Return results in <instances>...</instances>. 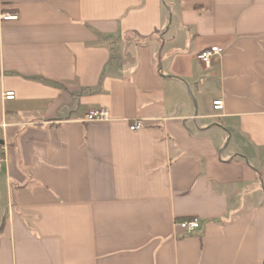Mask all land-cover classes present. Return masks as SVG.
<instances>
[{"label":"crops","instance_id":"1","mask_svg":"<svg viewBox=\"0 0 264 264\" xmlns=\"http://www.w3.org/2000/svg\"><path fill=\"white\" fill-rule=\"evenodd\" d=\"M0 154V264H264V0H0Z\"/></svg>","mask_w":264,"mask_h":264},{"label":"built area","instance_id":"2","mask_svg":"<svg viewBox=\"0 0 264 264\" xmlns=\"http://www.w3.org/2000/svg\"><path fill=\"white\" fill-rule=\"evenodd\" d=\"M3 19H16L15 16H3ZM220 53V50L217 47H212L208 50H203L197 55L198 61L205 66H208L211 63L212 58L217 57ZM4 99L6 100H13L15 95L13 92H6L3 95ZM213 110L221 111L223 109V101L221 99L215 100L212 103ZM108 111L106 109H100L96 111H91L86 116L87 122H97V121H105L108 119ZM143 123L141 121H136L132 125H130V130H139L143 128ZM4 162L3 156L0 154V169L2 168V164ZM174 226L181 230L184 233H192L196 231L200 226L198 219H187L182 221H177L174 223Z\"/></svg>","mask_w":264,"mask_h":264}]
</instances>
